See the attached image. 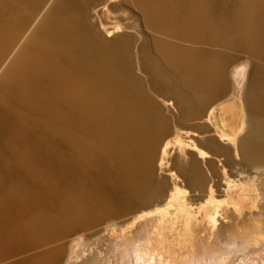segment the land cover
I'll list each match as a JSON object with an SVG mask.
<instances>
[{
  "label": "bare ground",
  "instance_id": "6f19581e",
  "mask_svg": "<svg viewBox=\"0 0 264 264\" xmlns=\"http://www.w3.org/2000/svg\"><path fill=\"white\" fill-rule=\"evenodd\" d=\"M67 1L55 0L33 34L18 50L0 81V93L16 90L43 96L45 92L39 90L41 87L36 88L34 85L47 80L54 88L59 84L57 80L62 78L65 84L57 88L55 93L63 96L69 105V139L76 161L88 152L100 150L122 173V178L116 179V184L121 189L116 202L150 206L149 199L158 189L151 182L153 164L155 158L159 164L164 163V156L171 143L167 138L159 140L167 133L166 120L161 115L163 110L146 95L139 78L131 73L126 53L127 35H115L119 30L115 25L107 30L109 35L113 34L110 40L95 39L85 25L84 16L70 11ZM217 1L134 0L145 15L148 27L154 32L151 36L155 54L151 60L148 58L146 61L147 67L166 92L171 94L169 96L186 121H200L205 114L206 119L203 121L215 122L219 140L234 144L235 154L240 153L242 159L249 164L256 161L264 163V159L258 158L264 147V0H222V6H218ZM16 2L9 1L11 18L4 26H0V53L14 34H17V24L27 19L31 8L40 0H22V4ZM21 9L24 14L18 17ZM200 43L207 45H198ZM53 46L57 52L55 57L52 55ZM72 48H76V55L72 54ZM230 49L246 51L256 59L243 91L251 117L246 133L240 138L238 134L243 131L244 124L239 128L230 127L218 114V107L209 105L225 89L224 73L226 63L231 59L228 53ZM242 75L243 67L236 68L233 71L235 82L238 83ZM225 111L227 114L226 109ZM224 119L226 120V115ZM204 125L197 124L195 130L204 132L210 129H205ZM78 126L84 134L91 132L92 135L82 137L75 130ZM214 138L210 135L205 141L209 151L201 148L199 140L192 136H188L183 142L185 147L195 150L199 158L214 168V163L208 159L211 154L220 152L227 156L229 153V148L217 145ZM197 156L191 159L189 168L187 166L188 169H184L182 173L188 179L190 187L203 189L207 178L203 179L204 175L197 169ZM98 175L90 173L66 179L70 190L65 197L62 195L64 201L60 206L61 215L57 218L38 216L31 227L29 239H41L59 233L67 222H85L113 205V198L106 196L102 190L103 181L100 179V183ZM226 182L227 198L214 197L210 187L209 196L202 205L212 231L224 206L233 204L235 210H239L241 204L238 202L247 199L254 190L248 184L241 186L231 180ZM181 191L183 190L175 184L168 190L165 198L157 201L150 209L140 211L132 221L142 217L153 221L156 218L157 224H163L166 218L171 217V208L175 204L178 205V213L182 212L180 207L183 203L178 195ZM189 213L185 216L186 223L191 220ZM152 230L148 231L146 242L136 243L133 249L123 251L122 264H129L132 256L136 264H231L228 262L229 254L235 248L242 252L248 250L247 258L251 261L246 264H255L254 258L259 264H264V241L251 246L253 235L240 242L228 236L224 248L208 252L205 249L206 252L202 255L191 251L179 263L171 256L165 257L158 244L154 246ZM74 250L71 247L65 264L77 256L78 251ZM56 256V249L43 251L29 264H54Z\"/></svg>",
  "mask_w": 264,
  "mask_h": 264
},
{
  "label": "rangeland",
  "instance_id": "374dc122",
  "mask_svg": "<svg viewBox=\"0 0 264 264\" xmlns=\"http://www.w3.org/2000/svg\"><path fill=\"white\" fill-rule=\"evenodd\" d=\"M9 1L0 0V26H4L11 18ZM15 1L16 4H22V0ZM54 2L55 0H40L31 8L27 19L17 24V34H14L0 53V81L10 61L33 34ZM217 2L218 6H222V0ZM223 3L226 4V1ZM67 8L84 16L85 25L95 39L110 40L113 34L109 35L107 30L115 25L119 27L115 35L123 33L133 35L129 41L131 73L139 78L146 95L160 105L161 111L163 110L161 115L166 120L167 133L159 140L167 138L171 143L168 145L169 148L167 147L163 164L156 162L155 158L151 182L158 189L149 199L150 206L118 203L116 198L121 189L117 186L116 179L122 178V173L116 169L106 154L95 150L76 161V154L69 139L71 130L69 105L63 96L55 93L57 88L65 84L62 78L57 80L60 85H55L54 88L46 79L42 84L34 85L36 88L41 87L38 89L45 92L43 96L16 90L0 93V264H29L40 253L51 249L57 250L54 264H65L71 247L78 252L68 264H122L123 251L133 249L136 243L146 242L148 231L150 232L154 225L158 226V229L155 226L152 230L151 235L155 244L153 245L158 244L165 257L171 256L179 263H182L191 251L200 252L199 255H202L211 249L224 248L228 236L240 242L250 239L249 237L253 235L251 246L264 241V163L256 161L249 164L242 159L240 153L235 154L234 144L219 140L215 122L203 121L206 119L205 114L200 121L197 119L186 121L179 114L178 107L169 96L171 94L166 92L147 67L146 61L148 58L151 60L155 54L151 36L154 32L148 27L145 15L134 0H68ZM19 13L18 17H21L24 10L21 9ZM212 47L221 48L218 45ZM54 48L55 46L52 47V55L55 57L57 52ZM228 53L231 59L226 63L225 89L209 105L218 107V114L230 127L239 128L244 124L243 131L238 134L240 138L246 133L251 117L243 91L256 59L242 50L230 49ZM72 54L76 55V48H72ZM238 67H243V75L237 83L233 71ZM225 115L227 121L224 119ZM197 124H205V129H210L198 132L195 130ZM79 128L80 126L75 130L82 137L92 135L91 132L84 134ZM186 131L189 133L186 134ZM210 135L215 137L217 145L229 148V153H226L228 157L224 153L221 155L220 152L211 154L208 159L212 160L214 168L199 158L195 150L185 147L183 142L188 136H192L199 140L198 145L201 148L209 151L205 141ZM196 156L197 169L204 175H201L203 179L207 178L206 182L204 180L203 189L190 187L188 179L182 173ZM258 158L264 159V147ZM90 173L99 174V181L100 179L103 181L102 190L106 196L113 198V205L85 222H67L65 227L60 228L59 233L41 239H29L31 227L38 216L57 218L61 215L60 206L63 205L64 197L70 190L67 180ZM229 180L241 186L248 184L254 190L243 200L244 202L242 201L243 203L238 202L241 204L238 205L239 210H235L233 204L224 206L223 213L218 217V223L212 231L205 217V207L202 205L209 196L210 187L214 197L227 198L226 181ZM175 184L183 190L178 194L180 202L183 203L180 207L182 212L178 213V205L175 204L171 208V217L166 218L163 224H157L156 218L154 221L143 217L132 221L140 211L150 209L157 201L165 198L168 190ZM236 198L238 199V196ZM183 208L186 209L185 212ZM188 213L191 220L186 223L185 216ZM256 242L258 243L255 244ZM40 249L43 250L40 252ZM229 255L228 262L231 264H246L251 261L247 258L248 250L242 252L241 249L235 248ZM132 258L129 264H136L134 256ZM254 260L259 264L255 258Z\"/></svg>",
  "mask_w": 264,
  "mask_h": 264
},
{
  "label": "water",
  "instance_id": "95a60500",
  "mask_svg": "<svg viewBox=\"0 0 264 264\" xmlns=\"http://www.w3.org/2000/svg\"><path fill=\"white\" fill-rule=\"evenodd\" d=\"M123 34L128 36V45H127V48H126V53H127L128 57H129V64H131V51H130L129 41H130V39L133 38V35L131 33H123Z\"/></svg>",
  "mask_w": 264,
  "mask_h": 264
}]
</instances>
